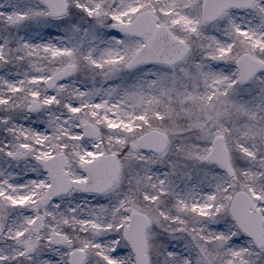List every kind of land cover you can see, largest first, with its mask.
<instances>
[{"label":"snow or ice","instance_id":"1","mask_svg":"<svg viewBox=\"0 0 264 264\" xmlns=\"http://www.w3.org/2000/svg\"><path fill=\"white\" fill-rule=\"evenodd\" d=\"M0 264H264V0H0Z\"/></svg>","mask_w":264,"mask_h":264}]
</instances>
